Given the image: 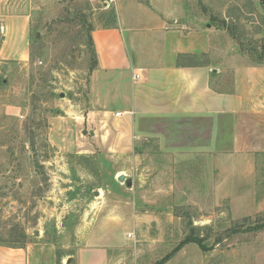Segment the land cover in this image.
<instances>
[{
  "label": "rangeland",
  "instance_id": "rangeland-1",
  "mask_svg": "<svg viewBox=\"0 0 264 264\" xmlns=\"http://www.w3.org/2000/svg\"><path fill=\"white\" fill-rule=\"evenodd\" d=\"M4 2L30 12L32 58L0 62V238L25 233V246L56 264H76L79 247L100 244L113 245V264H159L171 252L160 264H264V162L246 176L206 177L196 158L120 138L89 40L97 20L112 23L101 9L113 3ZM180 4L187 28L213 24L245 62H264V0ZM190 235L204 249L176 250Z\"/></svg>",
  "mask_w": 264,
  "mask_h": 264
},
{
  "label": "crops",
  "instance_id": "crops-1",
  "mask_svg": "<svg viewBox=\"0 0 264 264\" xmlns=\"http://www.w3.org/2000/svg\"><path fill=\"white\" fill-rule=\"evenodd\" d=\"M180 6V0H114L112 8L103 7L101 14L114 17L107 25L97 20L91 32L94 75L100 76L101 93L115 96L121 114L114 116L125 129L120 138L129 133L133 143L151 141L165 156L196 158L206 177L246 176L264 162V62H245L213 24L187 28ZM6 7L0 0V62L27 63L31 14ZM115 260L113 245L76 252V264ZM0 264L56 261H44L34 246L0 242Z\"/></svg>",
  "mask_w": 264,
  "mask_h": 264
},
{
  "label": "trees",
  "instance_id": "trees-1",
  "mask_svg": "<svg viewBox=\"0 0 264 264\" xmlns=\"http://www.w3.org/2000/svg\"><path fill=\"white\" fill-rule=\"evenodd\" d=\"M114 17V15H113ZM94 26L91 25L89 31H90V34H89V40H90V43L91 45L93 46V55L95 57V67L97 66L98 64V61H97V55H96V50H95V47H94V41H93V38L91 36V32L92 30L94 29L93 28ZM31 58H32V53H31ZM23 235V238L18 240V241H15V240H12V241H6L4 239H1L0 238V242L1 244L5 245V246H8V247H25V241L23 242V240L25 239V233L22 234ZM189 242H195V243H198L203 249H204V245H203V240L200 238V237H197V236H193V235H190V236H187L181 243L180 245L177 247L176 250H178L179 248H181V246H184L186 243H189ZM173 255V252H171L170 254L166 255L163 259V261H161L160 263L162 262H165L167 261L171 256ZM159 263V264H160Z\"/></svg>",
  "mask_w": 264,
  "mask_h": 264
},
{
  "label": "built area",
  "instance_id": "built-area-1",
  "mask_svg": "<svg viewBox=\"0 0 264 264\" xmlns=\"http://www.w3.org/2000/svg\"><path fill=\"white\" fill-rule=\"evenodd\" d=\"M105 3H106V5H108V4H112V3H114V0H105ZM3 26L2 25H0V40H1V36L3 35ZM121 113L120 112H117L116 113V115L117 116H119Z\"/></svg>",
  "mask_w": 264,
  "mask_h": 264
},
{
  "label": "water",
  "instance_id": "water-1",
  "mask_svg": "<svg viewBox=\"0 0 264 264\" xmlns=\"http://www.w3.org/2000/svg\"><path fill=\"white\" fill-rule=\"evenodd\" d=\"M4 82H5V80H4ZM90 132H91V134H94V131H90ZM84 133H87V130H84ZM125 179H126V177H125L124 174H121V175L119 176V180H120V181H125ZM127 183H128V185H131V180L128 179V180H127Z\"/></svg>",
  "mask_w": 264,
  "mask_h": 264
}]
</instances>
